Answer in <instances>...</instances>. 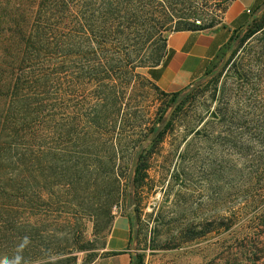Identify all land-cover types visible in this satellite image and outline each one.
I'll use <instances>...</instances> for the list:
<instances>
[{
    "label": "rangeland",
    "instance_id": "1",
    "mask_svg": "<svg viewBox=\"0 0 264 264\" xmlns=\"http://www.w3.org/2000/svg\"><path fill=\"white\" fill-rule=\"evenodd\" d=\"M119 1L101 45L71 36L75 23L69 19L62 47L53 42L45 54L61 59L63 125L79 107L80 87L88 95L120 96L125 122L116 144L115 170L123 177L118 199L107 215V197L92 191L89 175L73 190L46 188L39 180V208L26 214L35 224L25 234L32 242L23 238L22 251L0 243L7 246L0 249V264H101L121 217L130 224V252L144 264H264V29L246 41L242 34L224 58L214 59L213 75L204 74L175 98L146 75L165 57L166 35L185 21L221 25L232 0H155L136 22L137 31L131 30L127 0ZM38 4L0 0V34H22ZM255 9L250 19L264 15ZM97 56L110 67L127 58L139 67L135 75L80 69L81 57ZM96 73L107 78L99 88ZM42 170L47 175L46 165ZM22 185L31 197L33 183L26 178Z\"/></svg>",
    "mask_w": 264,
    "mask_h": 264
},
{
    "label": "trees",
    "instance_id": "2",
    "mask_svg": "<svg viewBox=\"0 0 264 264\" xmlns=\"http://www.w3.org/2000/svg\"><path fill=\"white\" fill-rule=\"evenodd\" d=\"M154 1L127 0L131 30L137 31L136 22L146 15ZM120 4L119 0H40L33 24H27L22 34H0V243H9V249L22 251L23 238L32 242L25 234H28L27 228L36 230L35 224L32 225L26 214L28 210L39 208V180H45L46 188L58 185L73 190L81 185L84 174L89 175L92 191L95 194L104 192L103 197L108 198L102 204L107 215L118 199L123 177L115 170L119 153L116 144L123 136L119 124L125 122L119 119L122 110L120 96L116 91L98 90L88 95L80 87L79 107L74 116L72 113L68 115L63 125L62 73L61 68L58 69L61 59L45 58V54L46 47L53 42L58 48L62 47L61 31L69 19L75 23L71 36L78 35L84 42L96 41L101 45L108 36V22L113 20ZM260 10L264 13V0H260L255 9ZM214 28V23L200 25L185 21L175 31ZM263 29L264 15L253 14L233 33L215 59L224 58L242 34L246 33L242 39L246 41ZM97 52L99 54V50ZM110 63L100 56L79 59L80 69L89 72L111 73L115 70L135 75L139 67L130 58L116 61L114 67H110ZM215 67V63L209 64L205 77L213 75ZM92 79L99 88L107 78L96 73ZM178 95L179 92L173 96ZM164 134L165 131L155 137L154 145L161 142ZM43 165L48 169L47 175L42 170ZM26 178L34 185L31 197H26L27 190L22 185ZM46 191L51 201L53 193ZM2 248L7 246L0 245ZM130 264H144L143 257L132 256Z\"/></svg>",
    "mask_w": 264,
    "mask_h": 264
},
{
    "label": "crops",
    "instance_id": "3",
    "mask_svg": "<svg viewBox=\"0 0 264 264\" xmlns=\"http://www.w3.org/2000/svg\"><path fill=\"white\" fill-rule=\"evenodd\" d=\"M259 1L232 0L223 23L214 29L171 32L166 36V55L161 63L148 68V79L167 94L177 93L199 80L233 33L250 19ZM130 229L126 217L116 221L106 252L117 254L101 264H130L133 256L129 249Z\"/></svg>",
    "mask_w": 264,
    "mask_h": 264
},
{
    "label": "water",
    "instance_id": "4",
    "mask_svg": "<svg viewBox=\"0 0 264 264\" xmlns=\"http://www.w3.org/2000/svg\"><path fill=\"white\" fill-rule=\"evenodd\" d=\"M262 13H263V12H262ZM256 15H260V14H256ZM169 34H170V33H168L166 36H169ZM228 55H229V53H228ZM228 55H227V56H228ZM136 157H137V156H136ZM135 160L137 161V158H135Z\"/></svg>",
    "mask_w": 264,
    "mask_h": 264
}]
</instances>
